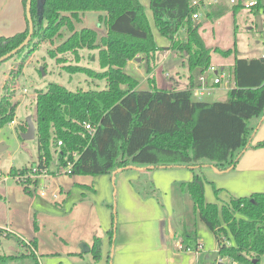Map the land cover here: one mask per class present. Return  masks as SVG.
Returning a JSON list of instances; mask_svg holds the SVG:
<instances>
[{
    "label": "trees",
    "instance_id": "16d2710c",
    "mask_svg": "<svg viewBox=\"0 0 264 264\" xmlns=\"http://www.w3.org/2000/svg\"><path fill=\"white\" fill-rule=\"evenodd\" d=\"M192 1L150 0L154 20L159 32L171 40L164 49L187 53L186 63L191 71L206 70L212 63L213 50L225 57L235 54V86L228 90L225 100L194 99L192 84L187 89L159 88L153 76L149 77L151 89L138 88V79L125 71L127 63L141 54L151 59L161 47L153 37L143 5L134 0H32L35 31L26 47L15 54L22 55V61L11 73L5 93L0 96V129L16 118L20 104L15 100L16 83L26 60L38 43L60 36L66 30L70 34L56 51L78 55L79 49H98L101 71L80 65L69 68L103 79L106 85L102 89L73 91L52 82L44 90H38L33 118L39 149L38 170H49L54 154L59 156L58 172L51 170L54 174L68 166L67 173L95 176L132 165L189 166L194 177L181 187L192 197L195 214L217 238L219 257L228 259L222 263L264 264V192L231 197V202L221 208L216 202L206 201V178L198 170L203 166L201 161L208 160L221 171H227L249 146L255 130L252 121L264 117V56L242 58L237 56L235 48L207 47L199 33L202 25L193 19V14L201 8ZM199 1L205 4L204 0ZM26 2L23 0L25 12ZM260 7L261 1L252 12L257 13ZM242 8V4L233 6L234 14ZM92 10L104 12L99 15L106 25V34L101 37L95 28H77V22ZM227 10V6L220 5L207 16L218 19ZM183 28L186 35L179 36ZM28 32L29 23L23 32L0 36V57L22 44ZM87 124L93 131L87 130ZM28 126L27 122L19 125L23 133ZM263 145L264 141L257 147ZM29 168L12 166L8 174L17 176ZM23 184L24 190L30 192L26 182ZM114 230L115 227L109 230L112 240ZM91 253L95 259L101 258L100 237L94 238ZM219 263L216 260L214 264Z\"/></svg>",
    "mask_w": 264,
    "mask_h": 264
},
{
    "label": "rangeland",
    "instance_id": "374dc122",
    "mask_svg": "<svg viewBox=\"0 0 264 264\" xmlns=\"http://www.w3.org/2000/svg\"><path fill=\"white\" fill-rule=\"evenodd\" d=\"M209 1L213 2L212 5L208 4L209 6L206 9L201 8L202 15L196 21V23H201L202 25L201 33L208 47H213V49L217 47L222 50L235 48L237 56L242 58L264 54V0H261V7L257 13L250 11L248 7H243L236 14H234L233 5L227 0ZM209 1L206 2L209 3ZM241 1L242 4H245L250 0ZM134 2L143 5L153 37L161 48L156 51L155 57H151V59H148L146 54L139 55L138 58L140 60L137 58L133 59L132 64L127 63L125 71L136 77L139 81V86L143 89H150L149 76L151 75L154 76L159 87L186 89L188 76L191 73L185 62L187 53L164 49L167 44H170L171 40L159 32L154 20L150 0H134ZM220 5L228 7L226 14L216 20L209 18L207 16L208 12ZM100 14L104 15V12L94 10L86 12L82 20L77 22V28H95L99 33V37L103 36L106 34V25L104 21L99 20ZM69 34V32L64 30L60 36H56L53 39H44L43 42L37 44L36 49L26 60L22 75L17 79L15 100H18L20 104L16 118L11 124L0 129V142H4L8 147L7 150L0 152V171L3 173V178L0 180V241L3 242V248L0 246V253L18 255V257L9 262L2 260L1 264H25V259L21 255H28L33 249L37 251L38 257L43 262L42 264H72L75 262L79 264H99L98 260L100 258L98 260L95 259L93 254L90 253L91 251L84 252L82 259L79 260L69 256L65 250L68 246L69 250L81 251V243L93 244L92 235L101 237L102 233L106 231V227L101 225L102 222L110 224L109 221L113 217L117 223L119 217L117 212L118 189L116 181L109 180L102 183L105 178L104 174H97L96 176L88 174L73 175L67 173V168L65 167L61 171L59 170L60 173H57L59 156L56 154L53 155L54 158L49 166L48 174L40 173L38 177L29 176L27 178V186L31 188L32 193H26L23 189V182H18L15 176L8 175L12 166L20 169L37 165L38 140L36 138L24 139L22 136L23 131L19 125L27 122L29 117L32 119L35 117L36 93L38 90H44L52 82L64 84L73 91L79 88L85 90L102 89L106 85V81L103 79L92 78L84 72H73L71 71L73 69L69 68V66L80 65L101 71L98 49H79L80 60L78 55L71 51L65 53L56 51L57 46ZM185 35L186 28H183L180 30L179 36ZM37 41L38 38H36L35 42ZM165 52H167V55H165ZM53 53L56 54L55 57L52 56ZM21 56L14 55L0 64V96L5 93V86L12 78L11 73L13 70L18 69L19 63L23 58ZM234 60L235 54L225 57L219 51H212L211 64L218 68L224 67L227 72L233 73ZM41 69L46 74H43ZM150 69L153 71H151L152 73L149 72ZM168 73H170V76H167ZM227 92L226 90L221 91L220 94L213 95L203 101H217L218 98L227 96ZM51 170L57 172L54 174ZM198 170H201L206 178V201L209 203L216 202L221 208L225 203H230L231 197H233V191L231 190L233 181L230 180V171L222 172L215 169L211 164H204ZM27 172L22 174L29 175ZM6 176L8 180L4 181ZM142 179L134 182V185L140 191L142 190L144 194H147V192L151 194L153 192L152 189H154L151 181L147 177ZM93 186L96 189H100L97 195L90 189ZM90 190L93 194L91 197L89 196L90 193H88ZM42 191H47L48 195L42 198L46 203H42L39 207L36 197H40ZM54 191L59 192V200L53 198L52 192ZM82 191L87 194L85 201L89 212H91L88 220L85 223H76L72 217H64L59 218V221L53 212L54 208H61L63 205L69 208L82 195ZM180 195L181 197H179ZM163 197L164 194L161 193L156 195L158 199ZM174 197L173 203L175 205L170 203L169 197L166 204L168 209H170L171 215L169 216L173 218L172 221L176 230L180 232L182 230L187 231L185 234H194L195 231V235L203 242L202 259L204 264H214L216 260L227 262V258L222 259L219 257L218 240L214 236L213 231L204 221L196 217L192 197L189 194H182L177 188L174 190ZM103 200L107 203L105 206L100 204ZM96 202L98 203L97 208L95 209L94 206L91 208L90 204H95ZM35 223L39 225L37 229ZM59 229L65 233L63 240ZM91 230L93 232L90 233ZM8 232L12 233L13 236L6 237L9 234ZM80 235L86 237V240L78 243L80 246H77L75 237L78 238ZM36 236L37 241H39L38 247L35 245L30 247L28 244ZM20 240L25 241L27 244H20ZM114 240H112L113 243ZM208 255L210 259L207 258ZM28 258L30 260L29 263H33L34 259Z\"/></svg>",
    "mask_w": 264,
    "mask_h": 264
},
{
    "label": "crops",
    "instance_id": "0c3cea01",
    "mask_svg": "<svg viewBox=\"0 0 264 264\" xmlns=\"http://www.w3.org/2000/svg\"><path fill=\"white\" fill-rule=\"evenodd\" d=\"M206 1L208 2L209 0L203 1L205 2V9L209 6L208 4L212 5L213 3L210 1L207 3ZM200 13L202 15V9L200 10ZM199 18L195 19V21L199 20ZM27 24L23 0H0V36L9 37L23 32L25 31ZM199 33L202 35L201 27ZM202 37L204 39L203 35ZM169 45L167 44L166 47ZM170 50L171 49H168V51ZM165 53V55H167V52ZM261 55L247 58H257L261 57ZM132 63L133 60L128 62V64ZM221 69L226 71V68L224 67H221ZM201 71L200 68H195L194 71H191L186 84L187 88H189V84H192V86L195 84ZM167 76H170V73H168ZM155 84L159 87L156 79ZM138 88L142 90L146 89L141 88L139 85ZM151 88L152 87H150V89ZM162 88L168 87L165 86ZM168 89L177 88L174 87ZM224 90H226L225 86L222 85L213 95L220 94L221 91ZM226 97L227 96L220 97L218 100L223 101ZM252 125L255 127V130L252 134L253 136L249 146L243 151L244 153L237 164L226 171H230V180L233 181V186L231 188L233 191H231L233 197H248L253 193L264 192V145L262 147H257L258 143L264 141V117L263 119H254ZM201 163L203 165L211 164L208 160H203ZM182 167L186 169H183ZM213 167L220 170L215 166ZM104 176L105 178L102 183L108 182L109 180L113 182L116 181V187L118 189L117 212L119 217L117 223L115 222V218L112 217V220L109 221L110 224L104 223L101 219L103 221L101 225L106 227V231L102 233L101 237L92 235L93 240L95 237H100V239H102V253L101 258L98 260L100 262L99 264H204L202 259V252L204 250L203 242L197 235H195V231L194 234H185L187 231L182 230L180 232L176 230L172 221L173 218L169 216L171 215L170 209H168L166 204L168 197L170 203L174 204V190L176 188L179 192L181 191L182 194L186 195L181 184L183 182L191 181L194 177V172L189 166L154 167L150 165H132L127 169H116L113 173L104 174ZM143 177H147L152 183V188L154 189H152L153 192L151 194L148 192L147 194H144L142 190L140 191L139 188H136L134 185V182L143 180ZM90 189L96 193L95 195H97L100 190L96 189L95 186ZM91 190L88 191L90 197L93 195ZM29 191L30 192L26 191V193H32L31 188ZM158 193L164 194V197L162 199L156 198ZM85 196H87V194L82 191V195L79 196L78 200L74 201L69 208H66L63 205L61 206V209L57 206L58 208H54L53 212L58 219L72 217L76 223H85L91 214L88 210ZM179 197H181V195ZM36 198L39 207L42 203H46L41 195ZM57 204L59 205V203ZM100 204L101 206H105L107 203L103 200ZM90 205L91 208L94 206L96 209L98 203L96 202L95 204ZM101 208L103 209V207ZM35 224L37 229L39 225L37 223ZM113 227H115L113 237V239H115L114 243L109 235V230ZM59 232L61 234V239L63 240L65 233L60 229ZM91 232H93V230H91L90 233ZM12 236L13 234L9 233L6 237L9 238ZM85 238L86 237L83 235H80L78 238L75 237L76 245L80 246L81 244L79 245L78 243L86 240ZM20 241V244L22 245L27 244L23 240ZM30 244L38 247L39 241H37V236L31 239V242L28 245ZM93 244L91 243L89 245L91 249ZM0 246L3 248V242L1 241ZM65 251L69 256L75 257L79 260L82 259L84 254L82 250H69L68 246ZM32 252V254L21 255V257L25 259V264H35V262L42 264L43 262L38 257L37 251L32 250ZM16 257H18V255L13 256L7 255L6 253H0V264L2 260L9 262ZM28 257L34 259L33 263H29L30 260ZM207 258L210 259V256L208 255ZM72 264L79 263L75 262Z\"/></svg>",
    "mask_w": 264,
    "mask_h": 264
},
{
    "label": "built area",
    "instance_id": "2783aa9c",
    "mask_svg": "<svg viewBox=\"0 0 264 264\" xmlns=\"http://www.w3.org/2000/svg\"><path fill=\"white\" fill-rule=\"evenodd\" d=\"M226 1V0H225ZM229 1L233 6L242 4L241 0H227ZM261 0H250L247 1V3L242 4L243 7H248L250 11L256 6L260 4ZM193 5H199L200 8H204V4H202L199 0H193ZM201 16L200 10L195 12L193 14V19H198ZM264 56V54H263ZM222 84L225 86V89L228 91L232 87L235 86V82L233 79L232 73L229 71L222 70L221 68H218L217 66L211 64L206 70L201 71L200 75L197 78V81L191 88L193 98L197 100H205L206 98L211 97L219 87L222 86ZM87 130L93 131V127L90 124L86 125ZM62 144V142L60 143ZM67 169H70V166L67 167ZM29 175L24 174H18L15 176L17 180H20L21 182H26L27 184V178L29 176H36L38 177L40 173L48 174V169L46 170H38L37 165L32 166L28 172ZM10 175V174H8ZM11 176V175H10ZM3 178V173L0 171V180ZM8 180V177H4V181ZM42 197H46L48 195L47 191H42L40 193ZM52 196L55 200H59L60 195L58 191L52 192ZM4 229V228H3ZM32 246L31 244L29 245ZM34 250V249H33ZM35 251V250H34ZM40 264V263H39Z\"/></svg>",
    "mask_w": 264,
    "mask_h": 264
},
{
    "label": "water",
    "instance_id": "95a60500",
    "mask_svg": "<svg viewBox=\"0 0 264 264\" xmlns=\"http://www.w3.org/2000/svg\"><path fill=\"white\" fill-rule=\"evenodd\" d=\"M26 16H27V21L29 23V32L26 36V38L24 39L25 41L20 44L18 47L12 49L11 51H9V53L3 55L0 57V64L6 60H9V58H11L13 55L17 54L19 51H21L23 48L26 47V45L31 41L34 31H35V23H34V19H33V15H32V0H27L26 2ZM39 6V16H40V20H42V3L41 1L38 3ZM138 60H140V58H138ZM43 74H46L45 71L43 69H41ZM27 124H29L28 126V130L26 132H24L22 134L23 138L28 140V139H33L36 137V124L34 123L33 119L31 117L28 118ZM8 147L5 145L4 142H0V152H3L5 150H7ZM81 247H82V252H90V246L83 242L81 243ZM219 264H223L222 262H220Z\"/></svg>",
    "mask_w": 264,
    "mask_h": 264
}]
</instances>
